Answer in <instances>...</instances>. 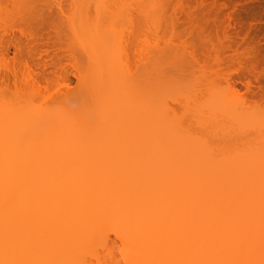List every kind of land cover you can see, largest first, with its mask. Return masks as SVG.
<instances>
[{
    "label": "rangeland",
    "instance_id": "1",
    "mask_svg": "<svg viewBox=\"0 0 264 264\" xmlns=\"http://www.w3.org/2000/svg\"><path fill=\"white\" fill-rule=\"evenodd\" d=\"M178 1L167 2L163 15L154 11L145 17L144 30L131 42L129 20L134 13L131 18L127 13H136V1L117 15L100 6L113 5L111 0H0V64L10 71L21 67L23 73H18L19 84L14 86V76L0 66L5 81L0 79V114L19 120L29 115L19 123L17 150H29L38 126L47 137L46 122L52 116L57 130L73 135L63 151L75 152L80 140L86 145L102 143L96 151L98 168H123L126 161L144 155L151 160L148 164L158 159L159 170L172 173L179 168L168 167V161L184 159L189 166L205 168L212 157L211 165L220 168L264 155V0ZM49 26L59 34L49 32ZM98 31L114 45L116 71L107 82L101 80L103 66L97 63L102 49L88 48ZM216 50L221 53L217 63L211 60ZM15 57L29 60V70H35L31 76L28 68L14 62ZM79 69L88 71L87 85L77 76ZM99 80L101 87L109 88L108 97L99 99ZM63 113L71 122L61 125ZM259 160L257 165L250 163L255 170L264 159ZM111 215L116 219V209ZM111 222L104 223L103 237L94 244L100 259L87 256V260L130 264V249L123 248L135 223ZM141 227L145 238L146 223ZM114 229L124 239L115 237ZM170 245L175 248L173 240ZM179 257L176 251L167 260L179 264Z\"/></svg>",
    "mask_w": 264,
    "mask_h": 264
},
{
    "label": "bare ground",
    "instance_id": "2",
    "mask_svg": "<svg viewBox=\"0 0 264 264\" xmlns=\"http://www.w3.org/2000/svg\"><path fill=\"white\" fill-rule=\"evenodd\" d=\"M112 1L113 5L101 4V8L104 12L120 15L133 0ZM170 1H133L136 8H131H135L136 13L128 12L130 8L127 10L130 18L131 14H136H133L135 19L128 17L131 42L144 30L145 17L154 11L163 15ZM50 27L49 32L53 31ZM132 27L135 30L132 31ZM98 32L93 35L88 48L102 49L97 63L103 66L101 80L107 82L116 71L114 45L108 41L106 33ZM47 35L52 39L51 34ZM55 36L53 39L57 38ZM218 51L211 58L215 63L221 57ZM23 59L14 62L28 68L31 76V64L27 58ZM139 63H142L141 57ZM10 68L8 75L14 76L12 83L16 86L21 67L11 71ZM87 73V70L79 69L77 74L85 85ZM102 84L99 80V99L108 97L109 88L101 87ZM28 116L19 120L0 114V264H93L87 256L100 259L94 244L96 239L103 237L104 223L112 221L111 224L116 226L131 219L135 223L130 233L132 237L123 248L124 251L130 249V264H175L174 259H167L176 251L180 256L179 264H264V155L258 154L252 157L253 160L245 158V163L240 166L238 159L220 168L211 165L212 157L205 168L189 166L184 159L168 161V167L179 168L172 173L159 170L158 159L148 164L151 160L144 155L126 161L123 168L117 165L98 168L96 151L102 143L86 145L80 140L75 152L63 151L73 135L66 130H57L52 116L46 122L47 137L36 118L31 117L38 128L29 141V150H17L19 145L15 138L21 127L19 123H25ZM58 122L63 125L71 120L63 113ZM56 147L61 150L52 151ZM84 151L88 153L82 154ZM259 159L262 163L255 170L252 165H257ZM198 183L197 190L191 192ZM110 197H114L113 201L107 202ZM166 200L171 202L166 204ZM160 203L165 205L157 208ZM114 209L116 219L111 215ZM144 222L147 225L145 238L141 227ZM114 236L124 239L123 233L115 229ZM172 240L175 248L170 245ZM141 256L144 259L140 262L137 259Z\"/></svg>",
    "mask_w": 264,
    "mask_h": 264
}]
</instances>
